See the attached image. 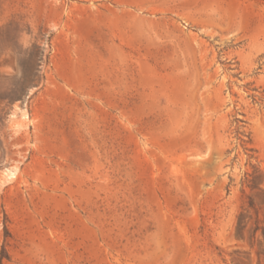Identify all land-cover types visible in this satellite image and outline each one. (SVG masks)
<instances>
[{
  "label": "rangeland",
  "instance_id": "rangeland-1",
  "mask_svg": "<svg viewBox=\"0 0 264 264\" xmlns=\"http://www.w3.org/2000/svg\"><path fill=\"white\" fill-rule=\"evenodd\" d=\"M263 228L264 0H0V264H264Z\"/></svg>",
  "mask_w": 264,
  "mask_h": 264
},
{
  "label": "trees",
  "instance_id": "trees-1",
  "mask_svg": "<svg viewBox=\"0 0 264 264\" xmlns=\"http://www.w3.org/2000/svg\"><path fill=\"white\" fill-rule=\"evenodd\" d=\"M237 236L241 237L239 234ZM258 246L261 248V251L258 252L259 255H264V228L262 230V238L258 241Z\"/></svg>",
  "mask_w": 264,
  "mask_h": 264
}]
</instances>
